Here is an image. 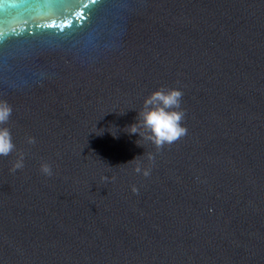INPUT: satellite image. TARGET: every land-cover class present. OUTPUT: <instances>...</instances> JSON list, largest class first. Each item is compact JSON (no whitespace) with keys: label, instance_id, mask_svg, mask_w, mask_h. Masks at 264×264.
<instances>
[{"label":"water","instance_id":"95a60500","mask_svg":"<svg viewBox=\"0 0 264 264\" xmlns=\"http://www.w3.org/2000/svg\"><path fill=\"white\" fill-rule=\"evenodd\" d=\"M0 101V264H264V0H0Z\"/></svg>","mask_w":264,"mask_h":264},{"label":"clouds","instance_id":"9594fccd","mask_svg":"<svg viewBox=\"0 0 264 264\" xmlns=\"http://www.w3.org/2000/svg\"><path fill=\"white\" fill-rule=\"evenodd\" d=\"M181 97L182 92L176 88L153 90L144 98L143 107L141 111L137 112L135 123L127 126L125 131L129 134H138L140 138L151 141L157 148L175 142L187 134V129L181 124L184 117V113L180 109ZM11 112L10 105L6 101H0V125L8 121ZM141 128L145 132H141ZM139 139L136 143L141 145ZM27 142L35 143V139L28 137ZM14 148L15 145L12 143L9 130L6 127H0V156L9 155ZM137 157L139 156L127 163L136 161ZM148 159H153L151 154H148ZM23 160L24 154L22 152L18 153V159L13 163L11 170L21 169L24 166ZM134 170L136 172L142 171L138 163ZM41 171L45 175H51L50 165L43 163ZM143 174L147 176L149 171L145 169Z\"/></svg>","mask_w":264,"mask_h":264}]
</instances>
